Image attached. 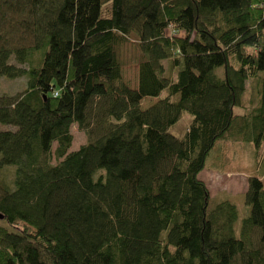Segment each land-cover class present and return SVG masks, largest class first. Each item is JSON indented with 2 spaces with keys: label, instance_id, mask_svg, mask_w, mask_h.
Instances as JSON below:
<instances>
[{
  "label": "trees",
  "instance_id": "trees-1",
  "mask_svg": "<svg viewBox=\"0 0 264 264\" xmlns=\"http://www.w3.org/2000/svg\"><path fill=\"white\" fill-rule=\"evenodd\" d=\"M0 77V264H264L262 178L242 219L199 179L264 169V0H0Z\"/></svg>",
  "mask_w": 264,
  "mask_h": 264
},
{
  "label": "rangeland",
  "instance_id": "rangeland-1",
  "mask_svg": "<svg viewBox=\"0 0 264 264\" xmlns=\"http://www.w3.org/2000/svg\"><path fill=\"white\" fill-rule=\"evenodd\" d=\"M137 68L134 65L125 66L122 70V78L124 82L134 87L136 84ZM27 77L8 79L0 77V95L13 96L23 92L26 88ZM251 82H246L247 94L251 91ZM245 95V101L249 95ZM152 99H143L141 107L146 108L152 103ZM243 110L235 108V113H242ZM186 122L182 121L174 128L175 133H179L185 126ZM2 129L6 127L2 126ZM70 133L72 136L71 148L69 151H75L85 144L86 136L76 124L71 125ZM223 145V144H222ZM231 151H224V147H230ZM56 144L52 146V151ZM264 155V146L261 150ZM227 153V154H226ZM228 157V158H227ZM263 157V156H262ZM223 158V159H222ZM54 159L51 164H55ZM264 168V166H263ZM256 169L255 157L252 147L248 143L233 142L232 145L225 144L223 146H215L205 161V168L199 174L201 179L209 189L210 198L218 199L229 197L230 201L235 204L239 218L242 219L248 215L249 209L245 204L244 192L247 189V180L249 176L261 177L264 186V169ZM226 195V196H225Z\"/></svg>",
  "mask_w": 264,
  "mask_h": 264
},
{
  "label": "water",
  "instance_id": "water-1",
  "mask_svg": "<svg viewBox=\"0 0 264 264\" xmlns=\"http://www.w3.org/2000/svg\"><path fill=\"white\" fill-rule=\"evenodd\" d=\"M3 219V216L0 214V220H2Z\"/></svg>",
  "mask_w": 264,
  "mask_h": 264
}]
</instances>
